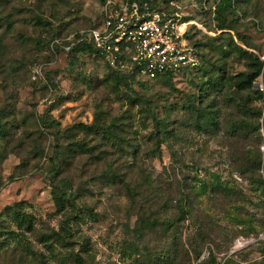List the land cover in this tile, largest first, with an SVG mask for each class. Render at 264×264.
<instances>
[{
    "label": "rangeland",
    "instance_id": "obj_1",
    "mask_svg": "<svg viewBox=\"0 0 264 264\" xmlns=\"http://www.w3.org/2000/svg\"><path fill=\"white\" fill-rule=\"evenodd\" d=\"M157 2L211 79L132 92L81 44L101 0H0V264H264V0Z\"/></svg>",
    "mask_w": 264,
    "mask_h": 264
},
{
    "label": "built area",
    "instance_id": "obj_2",
    "mask_svg": "<svg viewBox=\"0 0 264 264\" xmlns=\"http://www.w3.org/2000/svg\"><path fill=\"white\" fill-rule=\"evenodd\" d=\"M101 3L103 22L91 28L87 38L106 53L112 66L154 79L200 65L198 49L189 37L191 22L179 12L161 9L157 0L153 8L129 0Z\"/></svg>",
    "mask_w": 264,
    "mask_h": 264
},
{
    "label": "trees",
    "instance_id": "obj_3",
    "mask_svg": "<svg viewBox=\"0 0 264 264\" xmlns=\"http://www.w3.org/2000/svg\"><path fill=\"white\" fill-rule=\"evenodd\" d=\"M131 2H138L139 4H144L145 2L149 4L150 7H155L154 3L156 0H129ZM162 4H166L169 5L171 0H161ZM231 0H220V2L218 3V13L220 14L223 10V8L225 7V5L227 3H229ZM161 6V4H160ZM161 9L165 10L164 8L161 7ZM167 11V10H165ZM170 12V11H167ZM96 27V26H94ZM92 27V28H94ZM220 29L223 28H227V25L224 22H220L219 24ZM88 37V33H86L83 37H81L82 43L86 45V48L90 49L96 56H99L100 58H102V60L106 63V65L108 66V68L112 71V74H114L117 78V81L119 82V84H123V86H127L129 89H131L132 92L134 87H138V86H142L144 83H146L147 81L150 80H156V79H167V78H172L177 76V74L174 73H164L159 75L157 78L154 79H144L141 75L138 74L137 71H132L129 69H123L120 66H112L108 60H107V55L105 52H103L101 49H99L98 47H96L91 41H89ZM192 44L198 49V53L200 55V59H201V63L199 66L194 67V68H186L185 70H183V72L181 73V75H185V76H191L193 79H195V81H198V83L201 82H205L209 79H211L209 70L206 69L205 67V61H204V54L199 50V43L198 41H193ZM253 60L255 62L253 66V70L252 72H250L241 82V86L245 87V88H249L251 86H253V84L255 83L257 77L264 72H262V68L264 65V61L260 60L258 57H253ZM220 80H216V83H220ZM217 85V84H216ZM258 94V97L261 99L264 97V86L263 89H261V87L256 91ZM114 123V120L111 122ZM2 129H0V133H1ZM105 134L107 136H109V138L112 135V130L110 129H106ZM86 144H83V147H85ZM61 149L59 146H56V150H55V157L53 158V162H54V168H52V171H56L58 166L61 165L60 159H61ZM264 184V181H263ZM54 186V191L52 192V197L56 206L57 211H63V209L67 206V204H72L73 201L71 199V197L68 195V192L64 190V188H58L55 186V184H52Z\"/></svg>",
    "mask_w": 264,
    "mask_h": 264
}]
</instances>
